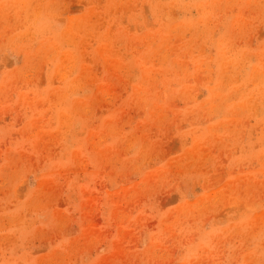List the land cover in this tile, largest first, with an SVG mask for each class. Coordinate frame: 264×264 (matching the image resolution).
<instances>
[{
  "label": "rangeland",
  "instance_id": "374dc122",
  "mask_svg": "<svg viewBox=\"0 0 264 264\" xmlns=\"http://www.w3.org/2000/svg\"><path fill=\"white\" fill-rule=\"evenodd\" d=\"M0 264H264V0H0Z\"/></svg>",
  "mask_w": 264,
  "mask_h": 264
}]
</instances>
